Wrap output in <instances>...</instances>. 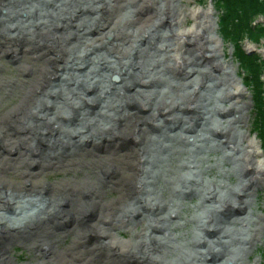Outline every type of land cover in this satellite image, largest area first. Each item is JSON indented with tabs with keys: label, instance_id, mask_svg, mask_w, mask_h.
<instances>
[{
	"label": "bare ground",
	"instance_id": "1",
	"mask_svg": "<svg viewBox=\"0 0 264 264\" xmlns=\"http://www.w3.org/2000/svg\"><path fill=\"white\" fill-rule=\"evenodd\" d=\"M152 1L0 0V55L19 61L24 74L21 79L10 72L4 76L0 69V151L6 154L0 155V189L8 192L0 196V264H23L16 248L35 254V261L26 264H244L229 260L227 251L238 244L247 255L263 237L264 216L254 218L250 211L246 218L229 220L246 229L244 235L249 230L248 236L226 232L217 223L223 211L252 205L238 203L237 195L251 197L264 182L259 145L264 128L256 120L258 138L248 132L250 103L238 73L221 60L214 13L183 7L191 0H160L159 7ZM220 12L225 15L224 8ZM165 24L171 33L159 40H169L167 45L158 42V28ZM116 77L121 86L109 83ZM206 78L211 87L203 84ZM175 79L183 82L175 84ZM211 88L228 107L208 101L204 93ZM167 89L172 92L165 97ZM13 90L18 96L5 111ZM197 112L202 123L217 122L216 113L223 117L211 138L185 136L194 119L181 115ZM170 120L184 125L182 133L171 135L176 129L168 130ZM74 124L79 132L68 127ZM188 145L200 151L228 147L229 161L243 174L237 188H223L233 199L222 197L220 185L199 189L203 181L193 169L202 171L201 166L184 157L181 164L190 175L167 181L166 163L179 154L177 146ZM100 151L109 156H99ZM118 167L122 172H113ZM56 174L72 176L47 181ZM162 182L170 185V196ZM103 189L118 198L104 203ZM199 192L205 211L198 226L215 237H178L185 207L172 198ZM33 216L36 220H30ZM146 216L158 237H141L150 241L141 242V250L124 252L104 241L108 228ZM70 231L77 234L72 247L50 253L54 244L72 236ZM84 239L89 242L83 244ZM174 250L182 258L167 261Z\"/></svg>",
	"mask_w": 264,
	"mask_h": 264
},
{
	"label": "rangeland",
	"instance_id": "2",
	"mask_svg": "<svg viewBox=\"0 0 264 264\" xmlns=\"http://www.w3.org/2000/svg\"><path fill=\"white\" fill-rule=\"evenodd\" d=\"M200 2L198 3L197 0H191L190 2L186 3V5H183V7H187L190 9H212L213 13H214V24L215 27L218 28V34H216L220 40H222L223 42V57L221 58L222 61H225L226 63H228V65L230 67H232L236 72H234L235 75H238L240 77H238V79L241 81L242 86H244L245 90H246V94H247V99L245 100V102H249V106H250V110H249V114H248V118L246 120V125L248 127V132H250V136L253 137H257L258 135L255 132V125L254 122L256 124V126L258 127V124L256 122V120L258 119V116L264 113V110L262 109V112H260V107H258L257 104V96L261 97L263 96L264 99V35L261 36V41L259 42H252V41H248L249 37L248 35H244L243 32L239 31V30H235V23L233 20V17H229V14L226 13V6L224 7V12H220V7H222V2L221 0H199ZM153 5H155L156 7L161 6L163 1L158 0H153ZM223 8V7H222ZM123 14H127V13H123ZM124 15V16H125ZM121 18V16H117V21H119ZM123 20L125 21V18H123ZM189 20V19H188ZM159 22V21H158ZM191 22V23H190ZM123 23V22H122ZM193 21L189 20V25L188 27H190L192 25ZM263 26V28H262ZM253 28L255 30L261 31V29H264V15H261L259 17H256L253 19ZM171 33V30H168L167 28V24L163 25V27H160V29L158 28V42L160 43L159 37L161 36H169ZM90 36V35H89ZM240 37L241 39V43L239 44L238 42V37ZM244 36V38H243ZM88 37V36H87ZM89 38V37H88ZM243 38V39H242ZM164 42V41H162ZM167 42V43H166ZM168 43H170V41H165L163 44L167 45ZM1 49V48H0ZM240 49H245L246 51H248V53H250L251 55L257 56V62L258 65L255 66L254 68H256V72L260 77V81L261 84L263 85V89L262 91H258V95H257V90L255 89V87H259V86H255L254 84L256 83H252V77L249 76V74L247 75V72H245V66L243 64L240 63L238 56L241 54V50ZM28 55V54H27ZM44 62V60L42 61ZM19 61L13 60L12 57L10 56H3L0 55V69L1 71H5L4 76L6 73H12L15 77L20 78L21 76H23L24 74H21V70H18L17 65ZM21 66V65H20ZM36 66V64H35ZM248 70V69H247ZM0 79H4V77L0 78ZM115 78H112L109 83L113 86H121V83L119 84V82H114ZM2 81V80H0ZM172 81V80H171ZM193 81V79L191 80ZM175 84L176 83H181L183 81H179V80H174L172 81ZM174 84V85H175ZM205 84L207 87H211V82L209 81L208 78L205 79ZM248 85V86H247ZM247 88H246V87ZM122 87H125V85H123ZM214 88V87H213ZM13 92H15L14 90L12 91V93H10L7 97L8 100H6L4 102V107H5V111L8 110L7 105L10 102H14L16 96H18V94H14ZM168 94L165 95L168 96L170 95V93L172 92V90L167 89ZM202 92V91H201ZM85 93V92H84ZM86 94V93H85ZM205 95H207L208 97V101H211L213 104L220 105L218 107H223L226 108L228 107V103H223L220 100H218V96L219 93L218 91H214L212 88L210 89V92H208V94L204 93ZM202 95V94H201ZM12 99H9V98ZM5 99V98H4ZM139 103H143V102H139ZM262 103V102H261ZM131 104H135V102L133 101ZM252 105V106H251ZM263 105V103H262ZM94 109V108H93ZM93 109L90 110V112H93ZM2 112L4 109H0ZM66 113V110L64 111ZM67 113H69V110H67ZM161 114V113H160ZM183 114V113H182ZM188 114V113H187ZM148 115L147 113H144L143 116ZM146 117V116H145ZM184 117L187 118H191L194 119V125L190 126L189 129L187 130V133L185 134V136H187V134L189 133L188 137H194V136H198L201 134L202 137H207L211 138V131H214L217 128V125H221V122H223V117L220 116V114L216 113L214 115V119H216L217 122L215 121H211L209 122L208 120H204L202 123V118H201V114L197 112V114H188V115H181L182 120H184ZM220 122V123H219ZM164 124V123H162ZM183 124V123H182ZM211 124V125H209ZM75 127L68 126L69 128H71L72 130H77L79 132V128L78 125L74 124ZM184 127L181 126L179 128V125H177L176 123H174V121L170 120L169 121V125L167 126L168 130L169 129H173L175 128L176 131L171 132V135H176V134H180L182 133V128ZM210 129V132H207V129ZM150 134H154V130L153 128H150ZM167 130V131H168ZM191 132H193V135H191ZM204 132V134H202ZM247 132V131H246ZM157 133V132H156ZM176 133V134H173ZM215 135V134H214ZM236 141V140H235ZM131 145V142H129ZM260 147H261V153L264 154V143L260 142ZM193 146V145H192ZM191 145H188L187 147H181V146H177L178 150H179V154L176 155L175 157L172 158L171 162L166 163L165 166H167L169 169V171L171 173H168V179L167 181L171 180V179H176L179 180L181 178H186V176L190 175L188 174L190 171L184 167L186 164H181L182 158L184 157V160L187 161V163L192 162V164H196V166H201L202 171H199L197 169H193V174L196 176V178L200 181H203L201 184V188L199 189H203L206 190L208 189V187H214L215 184L216 185H220L222 189L221 192H223V196L225 199H233L231 193L225 189H223L225 186H227V188L232 187L237 188L236 186H238L239 184V178L242 177V172L237 168V166L235 165L234 162H230L229 158H228V153H229V149L228 147H220V149H214L211 147H208L205 151H200V147L199 148H195L193 149ZM43 149V153H44ZM182 151H188L186 152V154L183 155ZM190 151L193 153H190ZM128 152V151H125ZM124 152V153H125ZM103 152L100 151V154H98L99 156L102 154ZM45 154V153H44ZM0 155H6L3 153V151H0ZM103 155V154H102ZM156 155V154H154ZM105 156H109V154H105L103 155V157ZM11 159H16L17 157L15 156H9ZM49 159V158H48ZM184 160L182 162H184ZM96 161L95 159H92V162ZM196 161V163L194 162ZM130 163V162H129ZM131 164V163H130ZM185 168V169H182ZM113 172H122V170L118 167L117 169H112ZM128 172H130L128 170ZM174 172V173H173ZM191 175V176H194ZM72 175H64V174H56L53 177H48L47 181H59V180H67L70 179ZM77 179V177H75ZM190 178V177H189ZM79 179V176H78ZM163 183V182H162ZM164 187H165V191L168 192L167 196H170L169 193H172L171 191V187L169 184L163 183ZM214 185V186H213ZM251 187V186H250ZM158 188V187H157ZM104 191L101 192V197L100 199H102V201L104 203L112 201L113 199L118 198L117 197V192L115 191H110V189H103ZM6 193V191H2V189H0V196H4ZM165 196V193H164ZM162 196V199L165 200V197ZM175 200H176L179 204L184 205V212H183V217L181 218L182 220V224L181 226L175 230V233L178 235V237H187L188 239H193L192 237H195V239H198L200 237H207V238H213L215 237L214 234L208 233L207 235L204 234L203 231H200V226H198L200 219L202 218V216L204 217L203 212L205 211V209L203 208L204 204H205V196L203 195L202 192H199L197 196H191V197H183V198H179L177 196H173ZM158 198V197H157ZM99 199V200H100ZM21 200V199H20ZM18 200V201H20ZM236 200H238V203L243 200V202H248V200L250 202H252V205H250L248 208L247 207H232L229 208L228 210L223 211L221 217L217 220L218 225H220L224 231L226 232H230L232 233L233 230L236 231V233L240 236L241 234H243V236H248L249 235V230L247 232V234L244 235L245 230H239L238 228L233 227V223H230L229 220H233V219H243L246 218L248 216V212L250 211L252 214H254V218L256 215H260V216H264V182H260L254 189H252V196L251 197H246L244 195L238 196L236 197ZM17 201V200H16ZM41 213V212H39ZM37 216H33L30 218V220H36ZM40 217V216H39ZM43 217V216H42ZM41 218V217H40ZM138 219V217H137ZM152 218H150L149 216H146V218H144V220L129 224V226H121V228L119 229H115L113 230L112 228H108L105 233V237H104V241H107L108 243H114L116 248L121 250V251H130V248L135 247L136 249L141 250L143 248L142 245H139L141 242H146L149 243L150 241L145 239V241L141 238V237H146L148 236H152V237H158V231L157 228L154 229L153 225L154 224H150V220ZM154 219V218H153ZM37 221H41V220H37ZM23 222H27L25 221V219L23 220ZM34 222V221H33ZM152 222H156V221H152ZM263 224L264 226V217H263ZM41 224H39L40 226ZM38 226V225H37ZM255 229V228H254ZM244 232V233H243ZM68 235V232H66ZM72 236H68L67 238H65L63 240L64 243L60 242L58 244H54V246H52L50 253L56 251V249L59 251H66L67 248L69 247V245L72 247V245L70 244V242H74V238L76 237L75 232L74 231H70ZM257 233V232H256ZM103 238V237H102ZM149 241V242H148ZM89 241L87 239H84L83 244H87ZM106 243V242H104ZM107 244V243H106ZM90 245V244H89ZM240 248L241 250H244L243 246H240L238 244H235V246H233V249L230 251H227V258L230 259H238L242 260V262L244 264H254L256 262H258L259 264H264V231H263V237L259 240V242L256 244V246L254 247L253 250H250L249 253L247 255H242L240 252ZM228 249V248H227ZM138 250V251H139ZM175 250H179V249H175ZM171 253L170 258H167V261H171V260H178L181 259L182 256H180L178 251H175ZM16 251L19 255L18 260L20 262H22L23 264H26V262L30 261V262H34L35 261V254L31 251H28L26 249H21V248H16ZM242 258H240V257ZM239 257V258H238ZM149 262L151 263V261L149 260ZM153 264V263H152Z\"/></svg>",
	"mask_w": 264,
	"mask_h": 264
},
{
	"label": "trees",
	"instance_id": "3",
	"mask_svg": "<svg viewBox=\"0 0 264 264\" xmlns=\"http://www.w3.org/2000/svg\"><path fill=\"white\" fill-rule=\"evenodd\" d=\"M221 2L223 8L226 6V13L229 14V17H233L235 30L243 32L244 35H248L251 41L253 40L256 43L261 41V36L264 35V29H261V31L255 30L253 28V19L264 15V0H221ZM240 37L241 36L238 37L239 44L242 42ZM240 50L242 52L238 56V59L240 63L245 66V70L249 73V76L252 77V83H256L254 85L259 86L257 88L255 87L258 95V91H262L263 85L260 81V74H258L256 68H254L258 65V63H256L257 56L249 55L243 49ZM256 101V105L260 107V112H262V109L264 110L263 96H257ZM257 121L259 122L261 129L264 128V113L258 116Z\"/></svg>",
	"mask_w": 264,
	"mask_h": 264
}]
</instances>
